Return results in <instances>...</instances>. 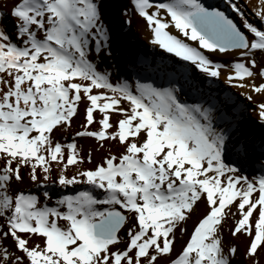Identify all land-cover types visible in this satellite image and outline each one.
Wrapping results in <instances>:
<instances>
[{
    "label": "snow or ice",
    "instance_id": "snow-or-ice-1",
    "mask_svg": "<svg viewBox=\"0 0 264 264\" xmlns=\"http://www.w3.org/2000/svg\"><path fill=\"white\" fill-rule=\"evenodd\" d=\"M224 3H0V264H264V136L241 129L249 107L264 128V0ZM113 16L173 63L114 80ZM224 71L248 106L205 97Z\"/></svg>",
    "mask_w": 264,
    "mask_h": 264
},
{
    "label": "bare ground",
    "instance_id": "bare-ground-1",
    "mask_svg": "<svg viewBox=\"0 0 264 264\" xmlns=\"http://www.w3.org/2000/svg\"><path fill=\"white\" fill-rule=\"evenodd\" d=\"M223 1L224 0H204V2L206 4H214L217 7L225 10V9H227V7L225 5H223V3H224ZM2 2H8L9 6H10V0L0 1V3H2ZM120 2L121 3H127V0H120ZM250 2H254V0H250ZM111 23H112L113 27L116 28L117 33H118L117 38H116V43L114 44V57H113L114 62L120 68V71L118 73H114L116 76H118V77L122 76V78H129V79L132 78L133 73H135V71H136V69L130 67V65L128 64V61H129L132 53H137L142 60L146 59L148 62H154L153 66L162 65L164 63L171 65L173 63V60L175 58L169 59L168 58L169 54H166V53L161 54L160 49L153 48V46L149 43L150 34L148 33V31L146 30V28L144 27V25L141 21H134L131 28H128L127 25H125L123 28H120L119 18L113 16L111 18ZM112 62L110 61V63H112ZM177 67H180V65H177ZM189 73L192 74L193 70L189 69ZM196 79H197V81H201V82L203 81L207 85V87H209V88H210L211 84L214 82L211 79H209V81H207V79H203V77H201L198 74L196 75ZM202 91H203V93L208 92L204 88ZM186 93H187V95L190 94L191 96H196V97H197V95H199L198 92H196V93H193L192 91L190 92L187 88H186ZM229 96H231L234 101L238 102L240 108L245 107V103H246L245 99L239 98V97H237V95H235L233 93H230ZM248 113H249L250 119L255 118L256 121L254 122V125L256 127H254L252 131H247V130L241 128L242 132L248 136H252L255 138L259 137V135L264 136V128H262L259 125L258 116L256 115L255 111H253L252 108L249 107ZM82 121H83V117H81L79 120L75 121V123L73 124L72 132L69 133V137L73 136L75 134V131L79 130V126L82 123ZM61 141L63 142V138H61ZM92 141H93V139H91V138H80V139H78L77 143L82 150V154L84 153L85 149H88L89 151H91L90 150V143ZM91 152H92L93 158L96 162H99L101 157L104 155V151L98 150L97 146ZM22 187L25 189L31 188L34 192L40 191L39 189L36 188L35 185H33L27 181V177H26V183L24 185H22ZM200 212H202V211L198 210L196 216H193V217H195V220H196L197 216L200 214ZM195 220H193V221H195ZM178 241H179V239H178ZM180 245L181 244L179 242H177V244H176V251L177 252H179L181 249V248H179Z\"/></svg>",
    "mask_w": 264,
    "mask_h": 264
},
{
    "label": "rangeland",
    "instance_id": "rangeland-1",
    "mask_svg": "<svg viewBox=\"0 0 264 264\" xmlns=\"http://www.w3.org/2000/svg\"><path fill=\"white\" fill-rule=\"evenodd\" d=\"M0 1H2V0H0ZM224 2V1H223ZM210 5H214V4H210ZM223 5H225V3H223ZM214 6H216V5H214ZM224 10V9H223ZM225 11H228V9H225ZM213 59L216 61V62H219V63H223V62H225L226 60H228V57H224V56H219V55H217V56H215V57H213ZM113 60H114V58H113ZM112 62V61H111ZM107 63H110V61H108ZM105 66V64H101V67H104ZM228 75V72L227 71H224L223 73H222V76H221V78L218 80V81H214L212 84H211V86H210V88L209 87H207V85L202 81H197V82H199L200 83V88H201V90H203V88L204 89H206V91H208L207 93H204V95H205V97H207V96H211L218 104H219V106L224 110V111H227V112H231V111H233L234 109L235 110H239V108L240 107H237V106H239V104H238V102L237 101H234L233 99H232V97L231 96H229L230 95V93H233V94H235V95H237V97H239V98H243L244 99V97L242 96V95H240L239 93H240V90L239 89H234V88H230L226 83H224V78H225V76H227ZM201 77H203V76H201ZM114 80L115 79H117V78H122V76H120V77H118V76H116L115 74H114ZM203 79H207V81H209V78H206V77H203ZM215 85V86H214ZM191 92V91H190ZM199 95H197V97H198ZM188 97L189 98H195L196 96H191L190 94L188 95ZM260 98L259 97H257V100H259ZM249 105V102L246 100V103H245V106H248ZM256 120H255V118H251L250 119V116H249V113L247 112L246 114H245V118H244V120L242 121V125H241V128H243V129H245V130H247V131H252L253 130V128L254 127H256L255 125H254V122H255ZM260 137H262V135H259V137H257L258 139L260 138ZM93 142V143H92ZM91 143H90V150L92 151V150H94L95 149V147L97 146V142L96 141H92ZM86 150V151H85ZM84 150V155L86 156V154L89 152V150L88 149H85ZM258 159H264V157H257ZM246 174L247 175H249V177H251V176H253V175H258L259 173H258V170L255 168V167H252V166H247V172H246ZM203 209H204V206L203 205H201V208H200V210L201 211H203ZM193 220H195V217H193L192 218V220H190L189 222H188V229H189V231H191L192 230V227H193V223L195 222V221H193ZM230 223H231V221H230ZM225 236L226 237H228L229 236V234H228V232H227V227L225 228ZM186 239V238H185ZM229 239H230V237H229ZM181 245L179 246V248H181V246H182V244L184 243V241L183 240H179L178 241ZM235 243H238V244H240V246H241V250H243V240H241V241H235ZM237 264H239V260H237Z\"/></svg>",
    "mask_w": 264,
    "mask_h": 264
}]
</instances>
